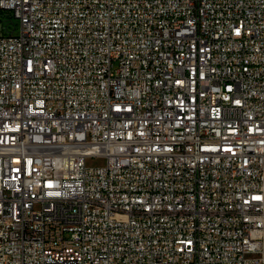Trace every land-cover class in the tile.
I'll list each match as a JSON object with an SVG mask.
<instances>
[{
	"label": "built area",
	"instance_id": "2783aa9c",
	"mask_svg": "<svg viewBox=\"0 0 264 264\" xmlns=\"http://www.w3.org/2000/svg\"><path fill=\"white\" fill-rule=\"evenodd\" d=\"M2 11L0 264H264V0Z\"/></svg>",
	"mask_w": 264,
	"mask_h": 264
},
{
	"label": "rangeland",
	"instance_id": "374dc122",
	"mask_svg": "<svg viewBox=\"0 0 264 264\" xmlns=\"http://www.w3.org/2000/svg\"><path fill=\"white\" fill-rule=\"evenodd\" d=\"M0 20L6 22V23H11V20L14 22V24H18V20H16L13 17V14L11 11H2L0 13ZM16 34H19V30L16 31ZM103 161L97 160V159H91L89 160V164L91 165H99L102 164Z\"/></svg>",
	"mask_w": 264,
	"mask_h": 264
}]
</instances>
